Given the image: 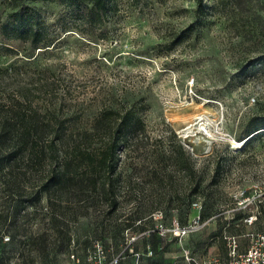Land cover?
Wrapping results in <instances>:
<instances>
[{
	"label": "rangeland",
	"instance_id": "rangeland-1",
	"mask_svg": "<svg viewBox=\"0 0 264 264\" xmlns=\"http://www.w3.org/2000/svg\"><path fill=\"white\" fill-rule=\"evenodd\" d=\"M227 1L203 0L199 16L194 0H118L99 21L89 6L23 1L36 10L44 40L35 47L0 33V63L46 70L55 103L80 127L103 107H136L149 148L134 153L130 183L122 172L118 209L109 214L103 204L79 221L74 208L48 206L45 195L36 206H16L18 195L1 178L0 264H226L264 234V62L257 61L264 36L246 39L251 24L223 8ZM16 8L0 0L1 21ZM256 14L264 19V10ZM17 79L10 88L23 74ZM178 143L207 185L190 210L178 164L166 168L173 184L150 171L153 153ZM196 217L199 225L182 238L156 231Z\"/></svg>",
	"mask_w": 264,
	"mask_h": 264
},
{
	"label": "trees",
	"instance_id": "trees-1",
	"mask_svg": "<svg viewBox=\"0 0 264 264\" xmlns=\"http://www.w3.org/2000/svg\"><path fill=\"white\" fill-rule=\"evenodd\" d=\"M11 1L17 8L6 21L0 19L1 35L36 47L45 36L43 29L36 26V10H24V0ZM43 1L89 6L90 17L99 21L101 15L113 10L118 0ZM194 2L195 11L202 16L203 0ZM227 5L235 14H240V20L245 21L242 23L250 22L251 28L243 31L246 39L258 32L264 36V19L256 14L264 10V0H228L222 7ZM4 50L13 51L7 46ZM257 61L264 62V55ZM46 73L41 68L0 63V179L5 190L18 195L16 206H36L45 195L48 206L74 208L75 221L87 218L103 204L111 214L119 207L122 172L130 183L135 169L134 153L149 148L140 111L125 104L103 107L90 125L80 127L76 114L64 111L61 103H55L54 81ZM20 74H23V84L10 88ZM259 124L264 126V121ZM172 138L175 135L171 132ZM170 162L178 164L182 172L183 199L190 210L193 200L203 196L207 187L196 158L180 143L168 154L158 150L149 161L152 175L175 183L174 175L166 172ZM56 216L51 213L50 218L56 220ZM118 247L115 243L114 252Z\"/></svg>",
	"mask_w": 264,
	"mask_h": 264
},
{
	"label": "built area",
	"instance_id": "built-area-1",
	"mask_svg": "<svg viewBox=\"0 0 264 264\" xmlns=\"http://www.w3.org/2000/svg\"><path fill=\"white\" fill-rule=\"evenodd\" d=\"M193 82V78L190 81ZM200 223L199 217H196V219L193 221V225L191 226H182L179 221L174 220L171 222L168 229H165L162 225H159L156 231L160 233L161 235H164L166 233L172 234L176 238H182L190 231L195 229ZM9 237H4V240H8ZM73 257V255H72ZM73 264V263H72ZM203 264H220L217 262L211 263L209 262H203ZM226 264H264V234L257 236L255 241L252 243L251 247L247 251V253L243 254V256H239V258L230 260Z\"/></svg>",
	"mask_w": 264,
	"mask_h": 264
},
{
	"label": "bare ground",
	"instance_id": "bare-ground-1",
	"mask_svg": "<svg viewBox=\"0 0 264 264\" xmlns=\"http://www.w3.org/2000/svg\"><path fill=\"white\" fill-rule=\"evenodd\" d=\"M234 144H240V141H236V142H233ZM241 144H244V142L242 141V143Z\"/></svg>",
	"mask_w": 264,
	"mask_h": 264
}]
</instances>
